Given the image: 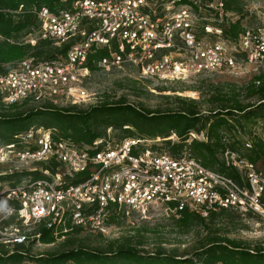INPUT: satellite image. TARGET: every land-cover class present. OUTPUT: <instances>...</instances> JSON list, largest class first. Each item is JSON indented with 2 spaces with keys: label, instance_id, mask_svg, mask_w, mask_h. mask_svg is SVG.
Listing matches in <instances>:
<instances>
[{
  "label": "built area",
  "instance_id": "2783aa9c",
  "mask_svg": "<svg viewBox=\"0 0 264 264\" xmlns=\"http://www.w3.org/2000/svg\"><path fill=\"white\" fill-rule=\"evenodd\" d=\"M178 1L161 4V11L152 0H77L69 9L34 11L38 27L27 42L48 40L56 47L69 45V51L54 61L25 59L0 74L3 104L96 105L86 88L91 75L86 65L99 53L104 56L92 61L97 70L131 68L140 78L160 81L264 67V23L228 39L221 24L228 13L221 0L215 6L189 0L170 11ZM210 12L215 23L201 16ZM113 132L108 128L101 139L76 146L53 139L49 130L30 128L0 146V167H7L0 177L29 173L0 183V255L38 241L33 226L43 225L54 235L76 230L107 237L111 216L146 218L155 208L201 217L232 210L264 219V177L246 158L229 150L221 156L238 171L237 182L189 155L174 157L148 145L156 140L114 141ZM190 135L197 140L198 135ZM36 172L42 176L31 175ZM85 172V181L70 184Z\"/></svg>",
  "mask_w": 264,
  "mask_h": 264
},
{
  "label": "trees",
  "instance_id": "16d2710c",
  "mask_svg": "<svg viewBox=\"0 0 264 264\" xmlns=\"http://www.w3.org/2000/svg\"><path fill=\"white\" fill-rule=\"evenodd\" d=\"M77 0H0V74L14 69L16 64L25 59H32L35 63L54 61L64 58L69 51V45L56 47L51 41L36 40L35 44L27 39L18 41L21 35L29 36L32 30L38 27V20L34 11L46 7L51 11L69 9ZM226 13L239 11L238 0H221ZM179 5L190 4L189 0H179ZM236 5V6H235ZM22 8L20 9V7ZM20 9V10H19ZM213 13V12H212ZM223 28L225 38L235 39L241 31L239 23H230ZM103 53L88 58L87 67L91 72L97 71L92 61H98ZM251 95L259 99L256 106H244L238 101L234 105H226L211 110L203 116L199 112L198 103L190 100L177 99L179 106L174 111H152L139 108L119 99L115 102H99L96 105L81 107L58 108L45 103L32 105L29 110L19 111L24 104L6 106L0 98V146L12 142L15 135L30 128L49 130L55 140H66L76 146L90 145L92 142L105 136L108 128L123 132L121 138L136 137L141 140H165L169 154L178 157L183 148L189 150V156L213 171L225 175L237 182L240 175L233 167H227L220 157L226 150H234L245 145L237 136H231V143H225L224 131L232 132L238 129L243 135L248 129L247 137L251 140L245 158L253 163L264 177V139L252 135V127L259 120L264 121V76H256L251 82ZM223 101V100H222ZM199 126L204 127L205 139H192L190 134L200 132ZM128 127L127 129H123ZM243 131V132H242ZM176 141L168 138L171 134ZM241 134V135H242ZM247 144V143H246ZM48 168L47 166L44 167ZM40 178V172L32 173ZM29 173L14 175L9 178L25 177ZM89 172L82 173L71 180L70 184H79L85 181ZM7 179V178H6ZM227 212L232 210H220ZM219 212V211H218ZM177 222L181 227L189 228L202 217L189 210L176 213ZM216 215L211 212L210 215ZM257 217V216H256ZM118 216H111L114 223ZM80 233L79 231H72ZM71 232V233H72ZM36 233L38 242L44 245L55 243L67 234L54 235L51 229L43 225L38 226ZM102 237V236H100ZM33 258L28 257V249L20 247L11 255H0V264H22ZM38 264H264V247L250 248L242 243L228 238H221L209 242L196 250L190 256H177L164 253H142L130 245H115L108 243L104 250L90 249L80 246L60 253L48 254L36 258Z\"/></svg>",
  "mask_w": 264,
  "mask_h": 264
},
{
  "label": "rangeland",
  "instance_id": "374dc122",
  "mask_svg": "<svg viewBox=\"0 0 264 264\" xmlns=\"http://www.w3.org/2000/svg\"><path fill=\"white\" fill-rule=\"evenodd\" d=\"M201 3L215 6L218 0H200ZM161 11L164 7L161 4H167L168 0H152ZM238 12L228 13L221 23L227 28L230 23L238 22L240 28L255 29L264 23V0H238ZM236 6V5H235ZM182 8L177 3L173 5L172 12ZM170 14V13H169ZM210 23H215L214 12L203 13ZM28 35V34H27ZM21 35L16 38L31 40L34 36ZM242 73V74H241ZM241 73H226L195 75L183 80L160 81L154 79L140 78L135 69L121 68L104 71L98 69L91 72L86 82V88L90 95L94 96L95 104L99 102H115L119 99L139 108H145L152 111H174L179 106V99L186 101H196L199 112L206 116L211 110L220 105H234L238 101L244 106H256L259 99L251 95V82L256 76H264V67L259 70L247 68ZM223 100V101H222ZM227 101V102H226ZM31 104H24L19 107V111L31 109ZM200 132H192L197 136L198 141L205 139L204 127L199 126ZM243 132V131H242ZM246 135L239 132L238 129L232 132L224 131L225 143H231V136H237L245 145L232 150L236 155L245 158L247 153V144L251 145V140ZM252 135L264 139V121L259 120L252 127ZM242 134V135H241ZM123 132L114 130L111 139L117 141L123 136ZM176 136L172 133L168 138L172 143L176 141ZM192 139L190 135V142ZM165 140H156L148 144L155 150L170 153ZM247 143V144H246ZM231 150V149H230ZM229 150V151H230ZM181 154H189L185 147ZM221 159V157H220ZM7 167H0V172L5 171ZM11 176H1L0 183H6V178ZM20 179L19 177L9 180ZM176 213L166 212L163 208H155L146 218H140L137 215L117 219L111 226L112 230L109 236L100 237L88 232L69 233L63 238H59L55 243L44 245L38 241L27 244L28 257L22 264H38L36 258L44 257L48 254H56L62 251L70 250L80 246H87L90 249L106 248L108 243L115 245H130L136 247L142 253H164L177 256H190L196 250L207 245L209 242L221 238L234 239L250 248L264 247V219L252 215H241L237 212H216V215L202 217L189 228L181 227L177 222ZM32 233H36V228L31 227ZM70 264V263H69Z\"/></svg>",
  "mask_w": 264,
  "mask_h": 264
}]
</instances>
